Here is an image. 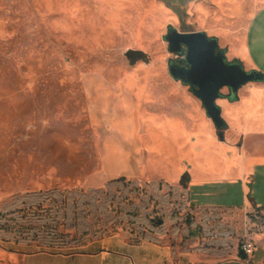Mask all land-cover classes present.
<instances>
[{
  "label": "rangeland",
  "instance_id": "1",
  "mask_svg": "<svg viewBox=\"0 0 264 264\" xmlns=\"http://www.w3.org/2000/svg\"><path fill=\"white\" fill-rule=\"evenodd\" d=\"M261 3L0 0V249L92 250L100 241L141 242L148 231L174 246L197 226L207 248L200 264H264V82H248L221 106L222 141L200 100L169 73L184 55L164 38L168 25L209 36L216 28L241 44L228 59L234 52L246 60L241 39ZM128 49L146 57L133 64ZM256 66L264 72V62ZM93 78L104 105L119 106L118 119L145 121L141 151L160 181L141 174L84 185L100 163L87 94ZM119 130L127 143L129 123ZM245 241L254 245L248 256Z\"/></svg>",
  "mask_w": 264,
  "mask_h": 264
},
{
  "label": "crops",
  "instance_id": "2",
  "mask_svg": "<svg viewBox=\"0 0 264 264\" xmlns=\"http://www.w3.org/2000/svg\"><path fill=\"white\" fill-rule=\"evenodd\" d=\"M258 5L261 6L258 8ZM256 7L257 10L249 21L247 34L241 39L242 44L247 46V59L245 60L243 56H238L234 52L231 53V56L232 58H239L246 70L259 71L256 63L258 61L264 62V3L256 4ZM220 34L221 31L215 28L212 35L218 38L222 47L227 48V55L234 49V46L240 48L237 47L241 45L238 44V41L229 43ZM251 51L253 54L250 53ZM97 82L95 78L89 82L87 94L92 122L97 128L99 138L100 163L98 170L86 179L84 185L88 188H102L107 185L109 180L139 179L141 174L149 181H160L151 178L154 168H152V164H149V155L141 151V142L139 143L138 135L140 132H144L145 121L136 120L133 113L124 122L118 119L119 117L115 115V112L120 111L119 106L113 100L110 102L106 100L108 104L104 105L100 94L101 89ZM228 95L229 90L224 97L217 99V103L220 106L231 104ZM113 104L114 107L111 106ZM110 112L115 116H112ZM127 122L130 130L127 134L126 143L117 136H123L119 129ZM188 177V185H191L193 177L190 174ZM179 180L178 178L177 182L172 185L179 186ZM187 204L194 210L199 209L190 205L189 198ZM256 206L258 205L256 204ZM191 232L193 236L189 242L185 240L184 243L181 244L180 242L174 246L168 242H163L159 237L156 238L155 234L148 231L146 239L141 242L133 240L128 242L123 239H115L109 242L100 241L92 250L86 248L88 244L80 246L79 249H68L65 243H52L48 246L36 247L33 250L18 249L11 251L1 248L0 264H110L111 262H122L123 264H200L203 262L201 255L207 248H202L199 245L202 240L200 239L201 235L198 236L197 226ZM112 244L118 248L116 250L109 249ZM222 263L225 262L218 264Z\"/></svg>",
  "mask_w": 264,
  "mask_h": 264
},
{
  "label": "water",
  "instance_id": "3",
  "mask_svg": "<svg viewBox=\"0 0 264 264\" xmlns=\"http://www.w3.org/2000/svg\"><path fill=\"white\" fill-rule=\"evenodd\" d=\"M170 52L184 53L185 65L169 63V73L183 84H187L194 95L203 104L206 114L212 120L220 140L225 139L224 130L228 124L222 117V108L217 99L224 97L222 89L235 93L229 101L238 99L239 90L248 82H264V72L246 70L239 58L228 59L227 48L220 45L216 36L205 31L179 32L168 25L165 35ZM131 63L144 59L146 54L140 49H128L125 52Z\"/></svg>",
  "mask_w": 264,
  "mask_h": 264
},
{
  "label": "built area",
  "instance_id": "4",
  "mask_svg": "<svg viewBox=\"0 0 264 264\" xmlns=\"http://www.w3.org/2000/svg\"><path fill=\"white\" fill-rule=\"evenodd\" d=\"M242 251L243 253L248 256L251 255L254 251V245L250 241H245L242 243ZM249 263V262H248Z\"/></svg>",
  "mask_w": 264,
  "mask_h": 264
},
{
  "label": "trees",
  "instance_id": "5",
  "mask_svg": "<svg viewBox=\"0 0 264 264\" xmlns=\"http://www.w3.org/2000/svg\"><path fill=\"white\" fill-rule=\"evenodd\" d=\"M181 55H184V53H182ZM180 64H181V65H185V61H184V59H183L182 61H180Z\"/></svg>",
  "mask_w": 264,
  "mask_h": 264
}]
</instances>
